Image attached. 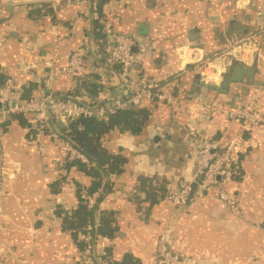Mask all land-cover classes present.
Instances as JSON below:
<instances>
[{
	"label": "crops",
	"instance_id": "1",
	"mask_svg": "<svg viewBox=\"0 0 264 264\" xmlns=\"http://www.w3.org/2000/svg\"><path fill=\"white\" fill-rule=\"evenodd\" d=\"M31 7L0 0V85L7 77L22 87L37 80L33 91L37 96H45L46 91L48 97L73 94L89 103L121 98L136 89L133 81L125 83L114 76L101 82L99 46L89 12L78 15L76 8L63 3L40 5L36 7H41V16L33 18ZM259 8L264 9V0H105L99 18L113 31L153 37L152 50L136 67L138 76L190 99L193 81L200 76L195 67L201 65L213 73L217 65L212 60L214 54L220 57L221 72L237 60L234 52L226 51L228 45L254 31V14ZM191 31L195 32L193 40L188 37ZM83 42L95 62L94 71L75 83L63 76L49 82L46 74L51 57L56 55L60 64H65ZM242 58L243 64L256 60L254 80L243 79L225 94L203 89L197 101L257 106L264 113V49L250 46ZM215 77L209 76L211 80ZM208 83L219 84L218 80ZM89 84L95 89H88ZM183 109L178 115L181 121L185 120ZM205 116L199 118L203 122L200 129L213 139L245 140L233 172L236 176L227 186L237 200V213L218 201L216 189L194 193L183 208H174L167 197L150 205L142 194L143 201L135 204L131 199L135 181L127 168L103 179L110 187L103 191L93 217L97 223L99 211L114 214L112 238H100L97 244L103 249L111 247L109 257L116 263L129 258L136 264H155L156 246L163 235L183 264H264V126L246 131L240 120L225 122L219 117L212 121ZM49 127L43 139L48 150L45 159L18 120L0 127V264H76V244L62 228L55 207L75 209L78 188L91 181L75 170L62 180L51 171L63 154L47 135L56 131L51 122ZM155 140L158 148L135 154L138 162L132 170L151 174L157 168L172 178L180 170L181 158L174 152L178 137L161 130L155 133ZM118 144L129 151L135 147L128 136L120 137ZM165 151L171 163L156 160L162 159ZM156 161L159 165L152 166ZM191 175L190 171L187 180Z\"/></svg>",
	"mask_w": 264,
	"mask_h": 264
},
{
	"label": "built area",
	"instance_id": "2",
	"mask_svg": "<svg viewBox=\"0 0 264 264\" xmlns=\"http://www.w3.org/2000/svg\"><path fill=\"white\" fill-rule=\"evenodd\" d=\"M105 0H14L15 4L26 6L55 5L63 3L69 7H74L78 15L86 16L89 12L91 20L99 18L101 5ZM255 29L253 32L240 38L236 42L230 43L226 51L234 52L237 60L243 61L245 49L254 46L256 50L264 49V9L259 8L254 14ZM105 34L110 39V46L106 48L103 60L101 55V82H106L111 77H117L123 82L133 81L136 89L131 93L123 95L121 98H106L99 102H87L83 96L66 94L62 96H38V98L25 99V93L21 85L12 78L7 77L0 85V119H7L12 116H25L32 121L33 136L36 149L41 158L48 156L47 145L44 142L45 129L49 130V121L56 130L55 133H48L53 142L57 144L63 158L58 159L51 171L67 176L65 165L68 162H78L85 166H95L88 157L78 150L69 137L65 134L69 131L70 124L77 118L104 119L115 114L119 110L127 108H137L143 102H154L163 105L170 112L172 123L175 127L184 132L188 137L198 143V150L194 160V169L189 180H180L177 190L167 196L166 200L174 208L185 207L190 197L195 194H204L209 190L216 189V197L232 213H237V200L233 193L228 190L226 177L228 171L233 173L238 168L239 154L244 147L245 140L236 137L223 146L219 140L213 139L210 135L200 129L204 119L215 120L221 117L226 121L241 120L243 129L250 130L255 126H264V113L257 108L230 107L219 101L208 99H188L178 96L172 90L155 81L143 79L137 74V66L141 59L150 53L153 48L154 38H139L125 35L113 31L104 26ZM218 54L213 55L216 62L213 73H207L203 66H196L195 71L208 82H220L221 63ZM210 62V60H208ZM48 72L46 74L49 82H54L59 76L65 77L68 81L75 83L94 71L95 62L87 50L86 43L69 54L65 64H60V58L53 55L48 62ZM191 64V63H189ZM107 67L108 69H106ZM209 74H215L211 80ZM183 109L185 120L178 117ZM209 117V118H208ZM49 120V121H48ZM197 122V123H196ZM49 128V129H48ZM1 137V135H0ZM103 180L100 188L92 194L82 193L80 198L86 203L88 209L96 210L102 199L104 191ZM96 223L92 220L83 236V246L78 250L76 264H117L108 257L104 249L97 244L95 233ZM155 264H183L174 255L165 237H159L156 246Z\"/></svg>",
	"mask_w": 264,
	"mask_h": 264
},
{
	"label": "trees",
	"instance_id": "3",
	"mask_svg": "<svg viewBox=\"0 0 264 264\" xmlns=\"http://www.w3.org/2000/svg\"><path fill=\"white\" fill-rule=\"evenodd\" d=\"M34 7L32 6L30 8L29 14H31L33 18L40 17L41 7ZM102 19L98 18L97 20H93V33L94 38L98 41L99 53L103 60L106 48L110 46L111 43L110 39L104 32ZM137 74L139 75L138 70ZM36 85L37 80H34L29 86L22 87L25 93V99L38 98L33 92L34 86ZM87 88L95 89V86L89 84ZM161 111H163V113H161ZM165 115H167L168 120ZM169 116L170 112L165 106L154 102H143L137 108L119 110L115 114L109 115L104 119L77 118L70 124L69 131L65 134L69 137L74 146L95 164V166L92 167L85 166L78 162L66 163V172L75 170L88 177L91 182L89 186L78 188V204L75 209L67 211L59 206L55 207L56 212H58L60 216L59 218L62 228L73 239L77 250H81L83 246V236L86 233V227L92 222L95 213L94 210L87 208L86 203L80 198V196L82 193L92 194L97 191L106 176L121 174L124 173L127 168H130L135 181V193L131 195L133 203L139 205V203L143 201L141 199L142 194L144 196V201L153 205L159 200L173 194L177 190L178 182L180 180H187L189 172L191 171L192 173L194 169V160L198 150V143L188 137L184 132L174 128L171 118L169 120ZM13 119L18 120L22 126H26L28 134H30L29 138H33L35 132L31 128L33 125L32 121L25 116L17 115L2 119L0 121V127L4 126L6 128L9 122ZM159 121H163V124H160L161 122ZM161 130L166 134L168 133L172 136L178 137V148H176L174 152L179 154L181 158V161H179L180 170L174 174L172 178H168L165 172H161V170L157 168L153 169L151 174H147L146 171L136 172L134 169L132 170V167L134 168L135 163L137 164L138 162V158H135V154L149 150L150 148H158L155 140V133L157 134ZM46 131L47 129H45V132ZM47 135L49 136V134ZM122 136H128L134 139L135 147L132 151H129L124 146L118 144V141ZM225 143L226 141H220L221 146ZM167 150H171V148H168ZM162 155V159L156 158V160H164L171 163L172 159L170 158L169 160L166 158L167 151L163 152ZM155 165H159V163L152 164V166ZM149 166H151V163H149ZM58 176L60 180L64 178L61 173H59ZM235 176L236 174L228 171L226 177L233 179ZM109 187L110 186L105 183L103 185L104 191L107 188L109 189ZM54 212L55 209H53V213ZM114 222L115 216L111 211H99L96 223L97 226L95 229L97 237L99 239L112 238L113 233L116 230ZM110 248L111 247L108 246L104 249L108 257L111 252ZM117 263L136 264L134 260L129 258L126 260L124 259L122 262L117 261Z\"/></svg>",
	"mask_w": 264,
	"mask_h": 264
},
{
	"label": "water",
	"instance_id": "4",
	"mask_svg": "<svg viewBox=\"0 0 264 264\" xmlns=\"http://www.w3.org/2000/svg\"><path fill=\"white\" fill-rule=\"evenodd\" d=\"M89 21L91 25V22H92L91 17ZM194 35H195L194 31L189 32L188 34L189 39L193 40ZM105 68L108 69L107 67ZM255 72H256V60L255 59H253L250 64H243L239 60H233L231 62V65L222 72L221 80L219 84L206 83L202 79L201 76H197L192 84L193 92L190 95H188V97L190 99H196L199 96L201 90L203 89L216 92L219 94H225L230 90L233 84L241 83L243 79H245L246 81L254 80ZM44 95L47 97L49 93L46 91ZM106 179L108 180V176H106Z\"/></svg>",
	"mask_w": 264,
	"mask_h": 264
},
{
	"label": "rangeland",
	"instance_id": "5",
	"mask_svg": "<svg viewBox=\"0 0 264 264\" xmlns=\"http://www.w3.org/2000/svg\"><path fill=\"white\" fill-rule=\"evenodd\" d=\"M211 74H209V76H210Z\"/></svg>",
	"mask_w": 264,
	"mask_h": 264
}]
</instances>
